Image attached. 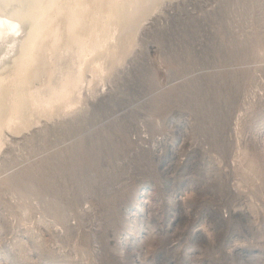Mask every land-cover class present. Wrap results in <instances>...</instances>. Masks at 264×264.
I'll return each mask as SVG.
<instances>
[{
  "label": "rangeland",
  "instance_id": "1",
  "mask_svg": "<svg viewBox=\"0 0 264 264\" xmlns=\"http://www.w3.org/2000/svg\"><path fill=\"white\" fill-rule=\"evenodd\" d=\"M138 26L80 110L6 132L0 264H264V0Z\"/></svg>",
  "mask_w": 264,
  "mask_h": 264
},
{
  "label": "bare ground",
  "instance_id": "2",
  "mask_svg": "<svg viewBox=\"0 0 264 264\" xmlns=\"http://www.w3.org/2000/svg\"><path fill=\"white\" fill-rule=\"evenodd\" d=\"M162 1L0 0V151L6 132L80 110Z\"/></svg>",
  "mask_w": 264,
  "mask_h": 264
}]
</instances>
